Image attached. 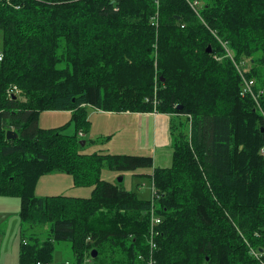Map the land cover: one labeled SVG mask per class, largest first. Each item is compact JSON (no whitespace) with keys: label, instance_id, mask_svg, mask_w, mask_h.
<instances>
[{"label":"trees","instance_id":"1","mask_svg":"<svg viewBox=\"0 0 264 264\" xmlns=\"http://www.w3.org/2000/svg\"><path fill=\"white\" fill-rule=\"evenodd\" d=\"M196 1L199 17L184 0H0V198H17L22 224L50 232L22 239L19 264H264V0ZM220 42L256 101L240 95ZM88 107L184 117L171 127L170 167L81 154ZM63 111L72 135L38 127L41 113ZM102 168L150 169L153 196L100 180ZM54 173L89 197H35ZM56 242L70 260L54 263Z\"/></svg>","mask_w":264,"mask_h":264},{"label":"rangeland","instance_id":"2","mask_svg":"<svg viewBox=\"0 0 264 264\" xmlns=\"http://www.w3.org/2000/svg\"><path fill=\"white\" fill-rule=\"evenodd\" d=\"M196 15L199 17V14ZM261 80V78L257 79L258 83L264 88V83H261ZM95 111L93 108L88 107V117L97 113ZM135 116L107 115L106 117L100 116L102 117L100 120H96L94 118L95 116L92 117L87 128L83 131V137L79 134L81 137L79 140L81 154L91 155L97 153L120 156H150L154 162H157L158 166H163L166 161H170L169 165H167L170 167L173 151L171 127L173 126L174 130L177 127V131L179 129V122L185 121L184 117L169 116L167 141L165 145L162 148H156L155 145L149 148V146H141L147 143V138L144 130V141L142 142L143 135L142 133L140 134L141 127L135 120ZM70 119L71 113L67 111L43 112L38 117L37 125L41 129L59 128L66 125L64 133L72 135L75 133V130L73 125L68 124ZM137 119L139 118L137 117ZM164 139V128L158 124L157 147L160 142L164 143ZM81 142H85L83 146ZM148 144L150 145V139ZM149 173H151V170L147 168H138L134 172L102 168L99 179L113 184H120L127 191L135 192L139 198L150 200L152 193L151 180L147 176ZM90 190L91 187H77L72 181V177L68 174L54 173L40 177L35 185V189H33V194L39 198L51 196L87 198L90 195ZM19 209L20 201L17 198H0V264H17L16 261L19 264V247L22 239L29 242V239L35 236L44 240L50 234L49 227H30L27 224L23 225L19 218ZM63 260H70V245L67 242H56L53 261L54 263H59Z\"/></svg>","mask_w":264,"mask_h":264},{"label":"built area","instance_id":"3","mask_svg":"<svg viewBox=\"0 0 264 264\" xmlns=\"http://www.w3.org/2000/svg\"><path fill=\"white\" fill-rule=\"evenodd\" d=\"M186 2V4L192 9V11L194 13L197 14V8L199 6V2L196 0H184ZM18 8V7H16ZM222 48L225 50L226 54L228 57H230V59L233 61L232 56L230 55L228 49H227V45L225 43H221ZM2 53H0V62L2 60ZM234 63L235 68L237 69L239 76H240V88H241V93L240 95L242 97L244 96H249L252 97L254 99V101H256V95L253 92V81L250 79H247L243 74L242 71L240 69L241 63ZM260 114L263 117L264 120V113L262 112V110H259ZM80 136H83L80 133ZM262 154H264V152H262ZM151 195L153 196L154 193V188L153 185H151ZM146 217L148 219V229H147V242H148V247L149 250L152 251V249L155 247L154 245V240L158 237L159 232L157 230V227L160 224V217L157 215L155 207L153 202H151L149 208L146 211ZM36 264H51V263H43V262H37ZM149 264H152L151 262H149Z\"/></svg>","mask_w":264,"mask_h":264},{"label":"crops","instance_id":"4","mask_svg":"<svg viewBox=\"0 0 264 264\" xmlns=\"http://www.w3.org/2000/svg\"><path fill=\"white\" fill-rule=\"evenodd\" d=\"M93 110H96V109H93ZM95 112H97V113H94L90 117H88L89 121H91L92 120L91 118L94 116H95L94 118H96V120H100V119H102V117H100V116L106 117L107 115H109V116L116 115V114H111V113H103V112L98 111V110H96ZM117 115H119V116L136 115L139 118V119H137V117L135 116V120L137 121V123L141 127L140 128V134L142 133V135H143L142 142L144 141V130H145L146 138H147V143L143 144L141 146H144V147L149 146V148H150L152 145H155L156 148H162L163 145H165V142L167 141L168 118L170 115L155 114V113H144V114H141V113H137V114L118 113ZM158 124H160V127L164 128L165 139H164V143L160 142L159 146L157 147ZM149 139H150V145L148 144ZM169 163H170V161H166L163 166H158L157 162L155 161L154 166L158 167V168H167L168 167L167 165H169ZM16 263L18 264V261H16Z\"/></svg>","mask_w":264,"mask_h":264},{"label":"water","instance_id":"5","mask_svg":"<svg viewBox=\"0 0 264 264\" xmlns=\"http://www.w3.org/2000/svg\"><path fill=\"white\" fill-rule=\"evenodd\" d=\"M176 19H179V18L176 17ZM206 52H207V53H210V48H209V47L206 49ZM162 81H163V80H162ZM177 109L180 110L181 108H180V107H177ZM15 138H17V134H16V133H14V132H12V131H8V132L6 133V139H7V140H11V139H15ZM84 143H85V142H81V145L83 146ZM120 181H121V179H120ZM96 255H97V252H96L95 250H93V251H92V257L95 258Z\"/></svg>","mask_w":264,"mask_h":264},{"label":"bare ground","instance_id":"6","mask_svg":"<svg viewBox=\"0 0 264 264\" xmlns=\"http://www.w3.org/2000/svg\"><path fill=\"white\" fill-rule=\"evenodd\" d=\"M254 91V90H253ZM257 93V92H256ZM154 101V100H153ZM156 103V102H155ZM154 105V104H153ZM156 105V104H155ZM155 107V106H154ZM182 107V106H181ZM15 133V132H14Z\"/></svg>","mask_w":264,"mask_h":264}]
</instances>
